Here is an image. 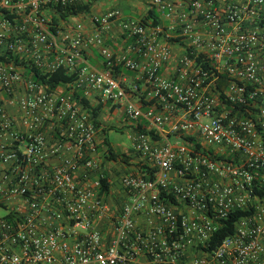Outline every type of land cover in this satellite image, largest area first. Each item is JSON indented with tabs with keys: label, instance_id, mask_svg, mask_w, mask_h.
Masks as SVG:
<instances>
[{
	"label": "built area",
	"instance_id": "1",
	"mask_svg": "<svg viewBox=\"0 0 264 264\" xmlns=\"http://www.w3.org/2000/svg\"><path fill=\"white\" fill-rule=\"evenodd\" d=\"M86 2L0 0V264H264V0H149L156 26L59 16ZM102 105L139 158L118 193Z\"/></svg>",
	"mask_w": 264,
	"mask_h": 264
},
{
	"label": "trees",
	"instance_id": "2",
	"mask_svg": "<svg viewBox=\"0 0 264 264\" xmlns=\"http://www.w3.org/2000/svg\"><path fill=\"white\" fill-rule=\"evenodd\" d=\"M97 1L98 0H87L86 3H78V4L67 6V7H57V11L61 19H67L69 16H75V15H83V14L86 15L91 12L92 7ZM141 1L144 3H147L149 0H141ZM52 19H53V22H57V19L55 17ZM140 20L142 23L150 24L151 26H156L161 23V19L157 11L155 10V8L149 5L146 10V14ZM32 71H34V80L43 84L49 90H54L59 86L73 83L76 78L75 75H69L63 69H59V70H56L48 74H42L41 72L35 69H33ZM100 109H101V106L91 109V113L96 119L99 116ZM96 125L100 126V123L97 121ZM111 129H113V127L112 128L106 127L104 128V131L106 133L108 130H111ZM104 144L107 146V151L105 153V159L107 161H117V162L127 161L126 154L115 152L114 149L111 147L110 142L107 139L104 140ZM107 180H108L107 178H104L102 180L104 190L106 191L109 190V187L107 185ZM238 216H239V213L231 216L228 220L224 221V225L215 234V238L210 245V250L216 249L217 246L220 244V242L226 236L233 233L234 223L237 220Z\"/></svg>",
	"mask_w": 264,
	"mask_h": 264
},
{
	"label": "rangeland",
	"instance_id": "3",
	"mask_svg": "<svg viewBox=\"0 0 264 264\" xmlns=\"http://www.w3.org/2000/svg\"><path fill=\"white\" fill-rule=\"evenodd\" d=\"M147 8L148 4L141 0H98L92 7L91 13L98 15L109 9H118L123 17L139 20L146 14ZM109 123L113 126V129L108 130L105 137L116 152L121 153L130 149V128L127 126V122L124 118L120 114H117ZM105 126L110 128L109 125L105 124ZM4 214L5 212L0 210V217Z\"/></svg>",
	"mask_w": 264,
	"mask_h": 264
},
{
	"label": "crops",
	"instance_id": "4",
	"mask_svg": "<svg viewBox=\"0 0 264 264\" xmlns=\"http://www.w3.org/2000/svg\"><path fill=\"white\" fill-rule=\"evenodd\" d=\"M109 34H120L117 24L113 26V29H112V31ZM108 44L110 46H115V40L114 41H110L109 40ZM87 56H88L89 61L92 64L99 65V58L97 57V50L91 49L87 53ZM114 118H115V115L110 111L108 105H102L101 109L99 111V116L97 118V121L100 123V126H101L100 127L101 132H100L99 138L103 141V144H104V140L107 139L105 137L106 133L104 131V128H106L105 124L109 125L110 128L113 127V126L110 125L109 121L114 119ZM110 145H111V143H110ZM111 147L114 149V147L112 145H111ZM114 151L116 152L115 149H114ZM121 153L126 154L127 150H125V151H123ZM126 158H127V164H123L121 162H112V163L109 162V163H107L108 169H109V172H110V176H111V178L114 181V183H113V191L116 192V193L120 192V186H119V182H118V177L121 176L122 173L136 172L137 171V165H138L139 158L136 156V154L126 155Z\"/></svg>",
	"mask_w": 264,
	"mask_h": 264
}]
</instances>
